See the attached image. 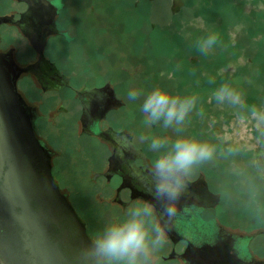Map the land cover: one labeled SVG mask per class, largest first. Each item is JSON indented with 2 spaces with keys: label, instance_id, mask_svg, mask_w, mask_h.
Here are the masks:
<instances>
[{
  "label": "flooded vegetation",
  "instance_id": "obj_1",
  "mask_svg": "<svg viewBox=\"0 0 264 264\" xmlns=\"http://www.w3.org/2000/svg\"><path fill=\"white\" fill-rule=\"evenodd\" d=\"M86 2L0 0V55L25 68L15 89L34 137L12 132L0 142V264H88L84 253L95 237L72 201L81 196L95 198L110 222L124 219L135 201L153 204L165 227L153 264H205L211 247L222 261L264 264V206L251 207L258 211L243 230L227 228L220 220L225 204L217 216L211 212L222 193L209 187L202 170L185 178L178 198H154L148 170L156 153L142 120L129 118L123 67L93 61L95 31L79 20ZM105 53L109 59L111 51ZM165 206L173 214L161 219ZM47 246L60 257L48 258Z\"/></svg>",
  "mask_w": 264,
  "mask_h": 264
},
{
  "label": "rangeland",
  "instance_id": "obj_2",
  "mask_svg": "<svg viewBox=\"0 0 264 264\" xmlns=\"http://www.w3.org/2000/svg\"><path fill=\"white\" fill-rule=\"evenodd\" d=\"M79 20L95 31L93 61L123 67L127 95L141 93L138 100L128 99V110L133 121L142 120L145 141L192 137L214 148L212 158L191 174L202 170L209 187L222 193L212 214L225 204L224 226L243 230V221L264 206V0H87ZM211 35L217 39L205 54L200 45ZM222 85L238 92L240 102L217 100ZM157 86L182 99L196 96L183 122L186 136L181 125L145 124L143 98ZM243 190L246 197L239 195ZM72 201L96 238L110 222L108 212L93 197Z\"/></svg>",
  "mask_w": 264,
  "mask_h": 264
},
{
  "label": "clouds",
  "instance_id": "obj_3",
  "mask_svg": "<svg viewBox=\"0 0 264 264\" xmlns=\"http://www.w3.org/2000/svg\"><path fill=\"white\" fill-rule=\"evenodd\" d=\"M215 35L209 36L200 45V51L207 54L216 42ZM141 93L130 91L128 99L138 100ZM217 100L229 99L240 102V94L222 85L215 93ZM196 106V96L180 98L157 86L144 95L141 111L145 124L151 126L162 122L167 129L182 125L185 118ZM253 116H258L255 106ZM264 118V117H260ZM170 144V147L168 145ZM156 156L150 161L148 174L151 176V190L157 200H174L185 186V178L193 167L212 158L214 148L192 137H179L174 141L156 137L150 142ZM166 151H160L165 149ZM173 209L165 206L160 211L161 219L171 216ZM165 241V227L156 218V209L148 200H139L129 205L124 219L109 222L91 241L84 253L88 264H152L151 255Z\"/></svg>",
  "mask_w": 264,
  "mask_h": 264
},
{
  "label": "water",
  "instance_id": "obj_4",
  "mask_svg": "<svg viewBox=\"0 0 264 264\" xmlns=\"http://www.w3.org/2000/svg\"><path fill=\"white\" fill-rule=\"evenodd\" d=\"M2 20L3 19L0 18V22ZM24 70L25 68H19L12 62H7L0 55V142H6L9 137L11 138L12 132H21L26 134L27 137L30 138V141L34 142L30 113L25 108L22 98L15 89L16 76L18 72ZM27 208L28 205L25 206V209ZM37 240L41 246L40 248L44 250L43 245H45L46 240L44 242L43 235H41V237H39ZM210 249L211 250L208 252V257L204 261L205 264H232V260L227 258L222 261V259L219 257L217 249H214V247H211ZM50 251L52 253H50ZM44 254L48 255V258L50 256L54 257V254L60 257V254L56 250L54 251L49 248V246H47ZM262 263L254 262L251 264ZM44 264L48 263H45L44 261Z\"/></svg>",
  "mask_w": 264,
  "mask_h": 264
}]
</instances>
